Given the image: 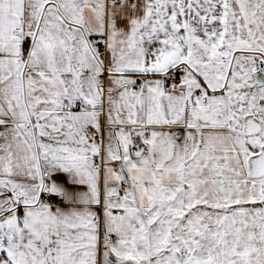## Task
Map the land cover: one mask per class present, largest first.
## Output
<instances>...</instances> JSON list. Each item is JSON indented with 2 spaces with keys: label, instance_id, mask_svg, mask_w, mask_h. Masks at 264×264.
Instances as JSON below:
<instances>
[{
  "label": "snow or ice",
  "instance_id": "6c2138e0",
  "mask_svg": "<svg viewBox=\"0 0 264 264\" xmlns=\"http://www.w3.org/2000/svg\"><path fill=\"white\" fill-rule=\"evenodd\" d=\"M0 264H264V0H0Z\"/></svg>",
  "mask_w": 264,
  "mask_h": 264
}]
</instances>
